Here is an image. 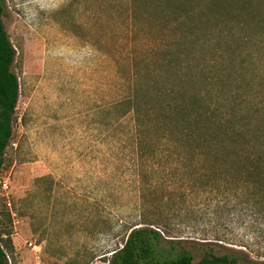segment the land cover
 <instances>
[{"label":"rangeland","instance_id":"1","mask_svg":"<svg viewBox=\"0 0 264 264\" xmlns=\"http://www.w3.org/2000/svg\"><path fill=\"white\" fill-rule=\"evenodd\" d=\"M1 2L20 82L14 135L0 169L1 229L13 244L9 264H108L132 227L142 224L160 229L165 249L168 239L182 238L194 264L209 248L237 253L246 259L241 264H264V254L220 240L200 245L206 240L199 237H213L217 219L207 210L219 196L189 189L169 156L159 165L161 147L140 176L128 99L135 64L144 55L158 59L172 40L156 27L159 8L132 12L130 0ZM253 45H242L258 60L250 61L248 79L252 98L264 101V47ZM196 209L200 215L192 218ZM225 215L219 219L228 238L257 235L248 219ZM171 216L177 224L167 229Z\"/></svg>","mask_w":264,"mask_h":264},{"label":"trees","instance_id":"2","mask_svg":"<svg viewBox=\"0 0 264 264\" xmlns=\"http://www.w3.org/2000/svg\"><path fill=\"white\" fill-rule=\"evenodd\" d=\"M130 3L132 12L139 6L149 8V12L159 8L161 17L156 27L172 38L160 47L158 59L144 55L133 68L135 83L128 105L136 122L140 176L144 178L151 158L155 159L161 147L159 165L169 156L172 171L186 176L189 189L200 193L209 188L219 196L216 205L207 210L217 219L209 230L213 237H199L206 240L200 245L220 240L262 256L264 101L252 98L255 91L248 79L249 65L257 59L242 45L249 49L254 44L251 50L264 47V0ZM4 12L0 0V169L14 135L20 98L19 77L13 69L17 50L5 27ZM146 190L142 181V196ZM182 209L175 210L174 217ZM220 213L226 214L225 220L236 213L248 219L251 232L258 236L235 234L228 238ZM191 215L197 218L199 210H192ZM170 218L165 220L167 229L177 224ZM255 237H262L263 242ZM165 240L148 224L132 227L108 264H194V254L182 245V238L168 239L171 246L167 249ZM9 252H13V244L8 232L1 229L0 210V264H9ZM242 259L246 260L237 253L209 248L198 264H241Z\"/></svg>","mask_w":264,"mask_h":264},{"label":"built area","instance_id":"3","mask_svg":"<svg viewBox=\"0 0 264 264\" xmlns=\"http://www.w3.org/2000/svg\"><path fill=\"white\" fill-rule=\"evenodd\" d=\"M3 185H4L5 187H7V182H3ZM9 204H11V203L9 202ZM156 229L160 231L159 228H156ZM33 246H34L35 248L38 247L37 244H33Z\"/></svg>","mask_w":264,"mask_h":264}]
</instances>
